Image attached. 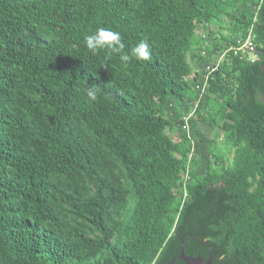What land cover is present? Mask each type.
I'll return each mask as SVG.
<instances>
[{"label": "trees", "instance_id": "trees-1", "mask_svg": "<svg viewBox=\"0 0 264 264\" xmlns=\"http://www.w3.org/2000/svg\"><path fill=\"white\" fill-rule=\"evenodd\" d=\"M252 25L257 59L230 51L199 97ZM98 27L150 59L93 55ZM182 243L264 264V0H0V264H186Z\"/></svg>", "mask_w": 264, "mask_h": 264}, {"label": "clouds", "instance_id": "clouds-1", "mask_svg": "<svg viewBox=\"0 0 264 264\" xmlns=\"http://www.w3.org/2000/svg\"><path fill=\"white\" fill-rule=\"evenodd\" d=\"M85 44L88 50L92 52L93 55L100 51L107 52L110 57L112 54H118L121 61L127 63L132 59L135 60H148L150 59V53L148 50V44L141 41L136 45L131 51V55L127 54L125 49V44L122 41L119 32H116L109 28L98 27L90 34L84 37ZM99 88L95 85L87 87L85 89V94L90 102L96 101L98 98Z\"/></svg>", "mask_w": 264, "mask_h": 264}, {"label": "built area", "instance_id": "built-area-1", "mask_svg": "<svg viewBox=\"0 0 264 264\" xmlns=\"http://www.w3.org/2000/svg\"><path fill=\"white\" fill-rule=\"evenodd\" d=\"M256 19V18H254ZM205 37V35H203ZM230 51H242L243 54H246L247 57L251 61H255L257 59V52L255 50L254 44H253V25L249 28V31L247 35L244 38L237 39V44H233L232 42L229 43V45L217 55L216 59L212 64H208L205 67V70L203 72V84L197 85L196 88L200 90L199 97L202 96L203 91L205 90V85L209 82V80L212 78V74L214 71L217 70L219 65L224 61V58L229 54ZM189 77L193 78L195 77V73H191ZM199 84V83H198ZM197 107V104H196ZM192 113H188L187 117L185 119V127L188 126L187 119L190 117ZM184 176L187 178V174L185 173ZM185 196V193H184Z\"/></svg>", "mask_w": 264, "mask_h": 264}, {"label": "water", "instance_id": "water-1", "mask_svg": "<svg viewBox=\"0 0 264 264\" xmlns=\"http://www.w3.org/2000/svg\"><path fill=\"white\" fill-rule=\"evenodd\" d=\"M179 258L186 264H212V256L208 254L207 257L201 255L191 256L184 252L183 243L180 246Z\"/></svg>", "mask_w": 264, "mask_h": 264}, {"label": "rangeland", "instance_id": "rangeland-1", "mask_svg": "<svg viewBox=\"0 0 264 264\" xmlns=\"http://www.w3.org/2000/svg\"><path fill=\"white\" fill-rule=\"evenodd\" d=\"M198 107V106H197ZM174 137H176V134H174ZM221 140V138H219Z\"/></svg>", "mask_w": 264, "mask_h": 264}]
</instances>
